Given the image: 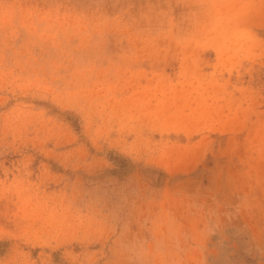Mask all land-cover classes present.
<instances>
[{
  "label": "rangeland",
  "instance_id": "374dc122",
  "mask_svg": "<svg viewBox=\"0 0 264 264\" xmlns=\"http://www.w3.org/2000/svg\"><path fill=\"white\" fill-rule=\"evenodd\" d=\"M0 264H264V0H0Z\"/></svg>",
  "mask_w": 264,
  "mask_h": 264
}]
</instances>
